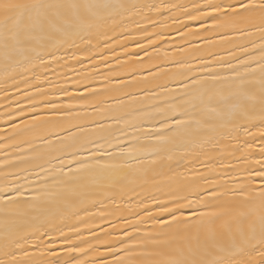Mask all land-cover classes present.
Wrapping results in <instances>:
<instances>
[{"label":"snow or ice","instance_id":"1","mask_svg":"<svg viewBox=\"0 0 264 264\" xmlns=\"http://www.w3.org/2000/svg\"><path fill=\"white\" fill-rule=\"evenodd\" d=\"M0 264H264V0H0Z\"/></svg>","mask_w":264,"mask_h":264}]
</instances>
